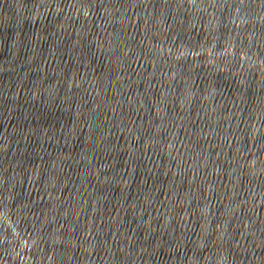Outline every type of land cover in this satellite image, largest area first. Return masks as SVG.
Returning <instances> with one entry per match:
<instances>
[{
  "label": "water",
  "instance_id": "95a60500",
  "mask_svg": "<svg viewBox=\"0 0 264 264\" xmlns=\"http://www.w3.org/2000/svg\"><path fill=\"white\" fill-rule=\"evenodd\" d=\"M0 264H264V0H0Z\"/></svg>",
  "mask_w": 264,
  "mask_h": 264
}]
</instances>
